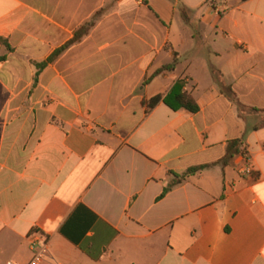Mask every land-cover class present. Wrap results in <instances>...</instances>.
I'll use <instances>...</instances> for the list:
<instances>
[{
  "label": "crops",
  "instance_id": "obj_1",
  "mask_svg": "<svg viewBox=\"0 0 264 264\" xmlns=\"http://www.w3.org/2000/svg\"><path fill=\"white\" fill-rule=\"evenodd\" d=\"M33 235L48 264H264V0H0V264Z\"/></svg>",
  "mask_w": 264,
  "mask_h": 264
},
{
  "label": "trees",
  "instance_id": "obj_2",
  "mask_svg": "<svg viewBox=\"0 0 264 264\" xmlns=\"http://www.w3.org/2000/svg\"><path fill=\"white\" fill-rule=\"evenodd\" d=\"M94 26V23L86 24L84 27H82L79 31L76 32L74 38L64 47L56 51L53 56L43 65L42 67H45L46 65L55 62L66 50H68L71 46L81 42L85 36L88 35L91 28ZM175 69V63L172 65H169L165 67L164 69H161L155 73L154 76H158L165 71H173ZM218 84L220 85L221 92L232 102H234L240 112L245 113L248 111L247 107L244 106L238 99L237 95L233 92L231 87L226 86L219 78L217 79ZM185 84L183 81H180L175 84L172 91L168 96L165 97L164 101L167 106H169L173 111H181L186 110L192 114H196L199 112V106L196 103V101L193 99V97L184 91ZM161 97H158L151 101L150 106H154L157 103L161 101ZM241 141H232L228 144L227 153L225 158L219 163L224 166L228 165V163L235 158L238 155H243L245 153L243 147H242ZM207 167H197L190 169L186 176L196 175L197 173L201 172Z\"/></svg>",
  "mask_w": 264,
  "mask_h": 264
},
{
  "label": "built area",
  "instance_id": "obj_3",
  "mask_svg": "<svg viewBox=\"0 0 264 264\" xmlns=\"http://www.w3.org/2000/svg\"><path fill=\"white\" fill-rule=\"evenodd\" d=\"M246 172L251 174L249 168L246 169ZM32 249L36 250L33 259L28 264H48L49 251L46 246V243L39 235H33L31 239ZM6 264H21L14 261H8Z\"/></svg>",
  "mask_w": 264,
  "mask_h": 264
}]
</instances>
